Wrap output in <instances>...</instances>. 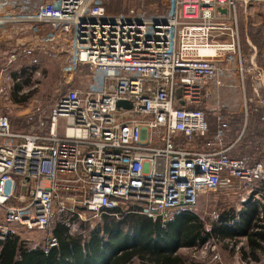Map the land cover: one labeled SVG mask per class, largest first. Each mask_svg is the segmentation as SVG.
Returning a JSON list of instances; mask_svg holds the SVG:
<instances>
[{"label":"built area","instance_id":"obj_1","mask_svg":"<svg viewBox=\"0 0 264 264\" xmlns=\"http://www.w3.org/2000/svg\"><path fill=\"white\" fill-rule=\"evenodd\" d=\"M103 1L0 0V28L10 29L0 42L13 48L7 63L42 52L67 79L34 130L14 132L2 108L11 91L7 63L0 68V240L28 241L55 222L80 234L103 214L167 223L197 214L200 198L221 189L264 203V166L231 157L229 124L219 106L206 105L211 85L234 70L244 91L249 76L255 108L264 105V72L256 48L244 56L239 25L240 9L264 0H157L166 10L150 17L108 12ZM86 66L104 73L98 90L77 89L74 74ZM208 115L217 119L215 135ZM194 139H206L204 151L183 147ZM221 242L229 243L211 238L201 252L220 261ZM57 245L51 238L46 248Z\"/></svg>","mask_w":264,"mask_h":264},{"label":"rangeland","instance_id":"obj_2","mask_svg":"<svg viewBox=\"0 0 264 264\" xmlns=\"http://www.w3.org/2000/svg\"><path fill=\"white\" fill-rule=\"evenodd\" d=\"M103 4L108 12L120 14L135 10L149 17L155 14H162L166 10L157 0H104ZM261 14H264V4L262 2H252L247 8L243 7L240 9L239 25L241 26V42L244 56L250 58L255 54L253 47L256 48L255 61L264 72V17L261 16ZM9 33V28H0V38ZM12 49L13 48H9L0 42V68L5 66L8 62ZM7 65L11 91L4 96L2 108L4 113L10 118L12 131L22 133L29 132L34 130V122L37 124L39 118L48 115L51 107L67 89L64 84L65 78L62 65L52 56L42 52L34 53L33 57L27 55L19 56L13 63L10 65L7 63ZM246 66H248V64ZM236 72L238 73L237 70H234L222 77L218 81L220 82V87L218 83L211 85L206 105L208 110L219 106L221 118L227 123H229L228 119H235L242 114L245 116L244 122L247 123L248 110L259 105V99L253 96L252 82L249 76H247L244 81V86L246 88L244 91L243 81L239 75H236ZM104 76V73L96 71L95 68L86 66L80 68L74 74V80L77 89L80 91L91 89L98 90L103 85ZM247 99H249V102H247ZM37 108L41 109V115L31 122L28 117ZM261 109L264 113V105ZM207 119L210 123V134L215 135L217 131V119L211 115H208ZM253 121L256 122L255 120ZM237 124H239V122ZM258 127L264 131V124H259ZM258 127L257 129H259ZM235 128L237 127H233L232 135L237 131ZM252 140L260 143L258 145L259 147L257 146L259 150H255V146L252 144V146L247 147V149L242 150V152H238H240V154L245 152L244 154L247 156L251 154L253 157L259 154H263L264 156V133L262 135L259 134L256 138L248 137V141L254 143ZM261 144H263V146ZM190 146L194 147V144L190 143ZM262 161L264 163V158H262ZM243 198H245L243 194H233L222 190L217 191L213 195L203 197L200 200L196 215L199 216L206 229L211 228L212 230V228L220 225V223L216 221L221 219L222 215L228 211V214L234 213L236 218H240L242 213L241 210L244 208L243 206L246 205L245 208L248 209L247 203L251 200L248 199L246 202H242ZM217 215L219 219L215 217ZM241 216L243 217V215ZM174 217L175 216H172L168 221H172ZM2 223V216L0 215V224ZM104 224L105 222L103 220L96 217L91 219L89 229H102L105 226ZM80 234H84V236L87 237L88 231L82 230ZM46 237H48V230L35 231L29 236V246L31 248H46L49 242L48 240L46 241ZM243 243H245V241H241L239 246L243 245ZM197 251H200L196 253L197 260L203 263L202 261L209 257V254L201 252L205 251L202 248H198ZM215 251H217L216 253L220 256L223 264H241L239 255L231 254L229 250L223 248L221 244L216 246ZM258 264H264V255Z\"/></svg>","mask_w":264,"mask_h":264},{"label":"trees","instance_id":"obj_3","mask_svg":"<svg viewBox=\"0 0 264 264\" xmlns=\"http://www.w3.org/2000/svg\"><path fill=\"white\" fill-rule=\"evenodd\" d=\"M248 111L247 123L244 122L245 116H243V114L237 116L235 119H228L229 125L225 133L226 138L227 136L230 137V132L233 130V127H237L235 128L237 129V133L231 135L232 142L237 141L235 145L236 152L230 151L231 157H234L238 151L242 152V150L252 146V144L255 146V150H259L258 145L260 143L254 142L253 140L254 143H252L248 141V137L256 138L259 134L262 135L264 133V131L258 127L259 124H264V113L262 109L253 107ZM237 121L239 124H237ZM257 127L259 129H257ZM241 132L244 133L239 139ZM190 143L194 144V147L199 150L204 151L206 139H194L192 142H183L182 145L184 148H187L190 146ZM261 145L263 146V144ZM244 153L237 158H241V156L245 157L244 155L246 154ZM254 157L258 160L264 158L263 154L254 155ZM243 214L244 212L242 215ZM235 216L234 213L226 214L222 221L229 222L225 220H230ZM250 216V213H248L244 221L246 222ZM132 217H136L137 222L140 223L137 227L135 226L132 228H135L134 232H136L142 240L124 249V251L132 252L119 257L116 261L114 260L113 264H134L136 260H138L140 264H193L189 263L188 259L181 256L167 257L155 251H161L160 246L162 243H174L180 236L183 241L181 246L194 248L204 245L213 237L212 235L224 238L230 232L227 227L215 228L212 232L206 231L199 216L191 212L177 215L174 217L176 220L173 219L167 223L154 221L141 215H134L127 219ZM104 222V228L91 230L89 229L90 222L83 223L81 227L82 230L88 231L87 237H85L84 234L70 235L65 226L57 225L53 232V236L57 240L58 245L37 250H32L29 245L26 244H19L18 236L8 235L4 240H0V264H89V257L86 259L84 251H91L93 257L97 259L98 251H103L104 247L110 246L111 243L120 242L126 246L127 238L121 234V223L115 219L109 218L108 215L104 216ZM244 236L246 238L245 244L248 248V252L245 250V246L242 248V251H240V254H242L241 256H243L245 260L250 259L249 261H253L257 264L260 263L264 255V219H260L259 216L255 219H251L250 225L244 233ZM107 238L109 242H104ZM90 259H92L91 255Z\"/></svg>","mask_w":264,"mask_h":264},{"label":"crops","instance_id":"obj_4","mask_svg":"<svg viewBox=\"0 0 264 264\" xmlns=\"http://www.w3.org/2000/svg\"><path fill=\"white\" fill-rule=\"evenodd\" d=\"M261 16L264 17V14H261ZM28 40L29 39L26 38V37L20 39L21 43H27ZM232 131L230 132V137L227 136V138H226L227 140L225 139L226 142H224V146H232L230 151H235L236 150L235 149V145L237 144V141L232 142V136H231L232 135ZM236 133L237 132L235 131V133L233 135H235ZM243 133L244 132H241V134L239 136V139L242 137ZM240 155H242V154H240V153L237 154L236 153V155L234 157L237 158ZM249 155L248 156L244 155L245 157L241 156V158H248L251 164L261 163L264 166V163H263L262 159L258 160L257 158L251 156V154H249ZM254 161H256V162H254ZM221 190L222 191H227V192H230V193H233V194H239V195L244 193L243 190L240 191V190H236V189H234V190L221 189ZM213 194H211V195H213ZM204 197H206V196H204ZM202 198L203 197H201L200 200ZM200 200H199V202H200ZM245 206H243L244 208L241 210L242 213L244 212L246 215L248 213H250V215H251L250 218L246 222L244 221L246 215L243 214V217H242L241 216L242 213H241L240 218L239 217L236 218V216H235L234 218H231L230 220H225V221H229L228 223H230V221L236 219V222L233 225L221 224V223H223L222 220H224L223 218L225 217V215L229 213V211H228L224 215H222L221 219L216 221V222L220 223V225L218 227H214V228H212V230H211V228L210 229H206L205 228L206 231L212 232L215 228L227 227L230 230V232H229V234L227 236H225L224 238H221V237H217V236L212 235L213 236L212 238H218V239H222L224 241H229L228 244H223L221 242L222 247L225 248L226 250H229V252L231 254H234V255L238 254L239 257H240L239 258L240 262H248L250 260V259H248V260L246 259L245 260L243 258V256H241L242 254H240V251H242V248H244L246 246V244L243 243V245H241V246H239V244L241 243V241H245L246 242V238L244 236V233L247 231L248 226L250 225L251 219H255L257 216H259V218H260L261 215H264V203L261 202V201L250 200V202L247 203L248 209H246ZM105 215H108L109 218L115 219V220H117L118 222L121 223L122 226L120 228L121 229L120 231L122 232L121 234L126 236V238H127L126 239V246H124L120 242L119 243H117V242L111 243L110 246L104 247L103 251H98V253H97L98 258L97 259L93 257V254L91 253V251H84L86 259L89 257L88 258V263L89 264H113L114 260L116 261L119 257L125 256L126 254H129V253L132 252V251H124V249H126L130 245L136 244L137 242L142 240V238H140L138 236V234H136V232H134L135 228H132V227H135V226L137 227L140 224L139 222H137L136 217H132V218L127 220L128 217H131V216H134V215H128L127 217L125 216V218L122 219V220L116 219L115 217H112L110 214H103L99 218L104 221V216ZM108 220H110V219H108ZM174 220H176V219H174ZM57 225H60V224L55 222L52 225V227L50 229H48V237H46L47 238L46 241L47 240L49 241L51 238H55L53 236V232H54L55 228L57 227ZM239 240H241V241H239ZM104 242H109L108 238L106 240H104ZM18 243L19 244L30 245V240L22 241L21 239H19ZM182 243H183V241H182L181 236H180L174 241V243H168V242L162 243L161 246H160L161 251H155V252H158L162 256H167V257H169V256H177L178 255V256H181L183 258L188 259L189 263H193V264H223L221 258H220V261L213 262L211 256L205 258V260L202 261L203 263H200V261L197 260L198 258H197L196 253L200 252V251H197V249L201 248L203 245L200 246V247L197 246V247H194V248H188V247L181 246ZM245 248H246L245 250L248 252L247 246ZM31 249L32 250H37V249H40V248L38 247V248H31ZM90 255H91L92 259H94V260L90 259ZM201 257H202V255H201ZM134 264H140V263H139L138 260H136L134 262Z\"/></svg>","mask_w":264,"mask_h":264},{"label":"water","instance_id":"obj_5","mask_svg":"<svg viewBox=\"0 0 264 264\" xmlns=\"http://www.w3.org/2000/svg\"><path fill=\"white\" fill-rule=\"evenodd\" d=\"M223 13H225L226 11H222ZM118 106H128V104L126 102H119Z\"/></svg>","mask_w":264,"mask_h":264}]
</instances>
